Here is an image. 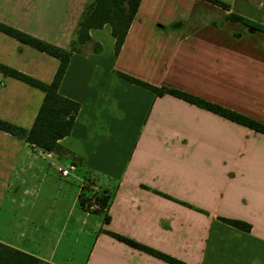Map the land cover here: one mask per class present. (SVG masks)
<instances>
[{"label": "crops", "instance_id": "1", "mask_svg": "<svg viewBox=\"0 0 264 264\" xmlns=\"http://www.w3.org/2000/svg\"><path fill=\"white\" fill-rule=\"evenodd\" d=\"M88 1L0 0V22L69 48ZM223 1L141 0L118 53L109 23L90 29L101 49L74 52L59 86L80 103L68 153L0 129V242L51 264H172L108 230L188 264H264V132L117 74L264 123V32L228 18L264 24V0ZM0 63L51 82L60 61L0 30ZM44 96L0 70V118L29 129ZM88 181L112 191L108 222L82 209Z\"/></svg>", "mask_w": 264, "mask_h": 264}, {"label": "trees", "instance_id": "2", "mask_svg": "<svg viewBox=\"0 0 264 264\" xmlns=\"http://www.w3.org/2000/svg\"><path fill=\"white\" fill-rule=\"evenodd\" d=\"M206 1L219 5L227 10L231 9L230 5L223 0ZM140 3L141 0H89L79 20L74 38L69 48H62L51 42L45 41L22 30L0 22L1 31L41 51L55 56L60 61L57 72L51 82H44L40 79L0 63V70L4 74L16 77L32 86L43 90L45 93L43 102L31 128L27 129L0 118V129L23 138L30 144L40 147L46 152H55L58 154L68 153V149H66L60 143V140L71 133L77 113L80 109V103L76 100L61 95L59 93V86L69 65L71 57L74 52H81L83 51L82 48L88 45H91V50L99 51L101 49V45L93 41L90 35V29L101 28L107 23L112 26V33L116 38L115 49L118 53L125 41L129 28L139 9ZM228 18L232 21L240 22L256 30L264 32L263 23L255 21L241 14L230 12L228 14ZM117 74L125 80L152 90L156 95L170 94L176 96L192 104L222 115L232 121L238 122L257 131L264 132L263 122L219 103L209 101L201 96L179 88L166 85L155 86L148 83L147 81L121 71H117ZM111 199V190L107 195L98 197V203L103 211L108 207ZM221 219L245 231H250L252 227L250 223L240 219ZM109 220L110 217L106 214L105 222H108ZM106 232L118 238L119 240H122L136 248L145 250L157 257L165 259L172 264H188L121 234L108 230H106ZM0 264L51 263L33 254L15 248L9 244L0 242Z\"/></svg>", "mask_w": 264, "mask_h": 264}, {"label": "rangeland", "instance_id": "3", "mask_svg": "<svg viewBox=\"0 0 264 264\" xmlns=\"http://www.w3.org/2000/svg\"><path fill=\"white\" fill-rule=\"evenodd\" d=\"M243 31L245 32L244 29ZM258 43L264 47L263 40H259ZM90 48H91V45H88V46H84L82 49L88 50ZM92 184H93L92 182L88 181L81 188L80 200L84 201V202L81 201L82 209L84 211H88L91 214L95 215L99 222L101 221L104 222L106 214H105V211H103L100 208V205L98 203V197L107 195L110 192V190L108 191V189L104 187L95 188L94 186H91ZM83 251H84V248H83ZM85 258L86 256H83V259Z\"/></svg>", "mask_w": 264, "mask_h": 264}, {"label": "built area", "instance_id": "4", "mask_svg": "<svg viewBox=\"0 0 264 264\" xmlns=\"http://www.w3.org/2000/svg\"><path fill=\"white\" fill-rule=\"evenodd\" d=\"M58 170L63 176H68L71 172V167H58Z\"/></svg>", "mask_w": 264, "mask_h": 264}]
</instances>
